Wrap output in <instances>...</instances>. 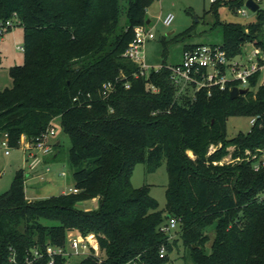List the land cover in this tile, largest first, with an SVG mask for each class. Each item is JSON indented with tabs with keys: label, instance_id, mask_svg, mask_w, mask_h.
<instances>
[{
	"label": "trees",
	"instance_id": "trees-1",
	"mask_svg": "<svg viewBox=\"0 0 264 264\" xmlns=\"http://www.w3.org/2000/svg\"><path fill=\"white\" fill-rule=\"evenodd\" d=\"M148 2L0 0V21L22 25L24 53L23 62L9 68L12 86L0 91V137L18 147L23 136L34 140L60 117L77 189L29 200L26 174L18 170L0 194V264H25L34 249L44 255L32 263L48 264L46 247L65 248L70 231L94 234L103 253L77 264H160L166 255L159 256V247L171 248V233L162 229L168 218L176 219L193 264H264V167L253 169V156L264 152L262 73L235 98L228 88L210 95L202 89L195 97L177 93L164 66L146 79L134 77L138 66L123 53L134 27L145 24ZM217 24L228 57L248 43L264 50V10L248 25ZM107 81L115 89L103 97ZM231 116L257 118L250 131L229 137ZM52 154H60L59 141ZM228 155L232 161L220 164ZM163 160L169 181L159 209L150 186L133 187L131 176L138 163L152 172ZM92 198L97 209L77 207ZM67 258L54 255L52 264H70Z\"/></svg>",
	"mask_w": 264,
	"mask_h": 264
},
{
	"label": "rangeland",
	"instance_id": "rangeland-1",
	"mask_svg": "<svg viewBox=\"0 0 264 264\" xmlns=\"http://www.w3.org/2000/svg\"><path fill=\"white\" fill-rule=\"evenodd\" d=\"M235 0H149L145 8V24L153 33L154 37L148 40L144 46V63L148 65V70L160 69L166 65H177L182 62V52L186 45L194 44H222L224 35L220 22H233L242 25L256 21V12L247 9L243 4L231 8L230 3ZM264 10V2L261 3ZM241 10H246L245 14ZM173 14L174 18L169 26H165L163 18L168 14ZM125 19L124 4L121 7V20ZM149 20V23L146 21ZM10 28L3 27L0 35V91L12 86V79L9 75V68L23 62V28L19 19L10 20ZM6 21H0V25H5ZM260 38L264 40V31ZM254 48L251 44H244L241 54H247ZM250 117L231 116L227 121V134L229 137L238 132H246L250 128ZM52 126L55 134L50 138L52 146L56 141L60 142V154L53 157V154L46 156V162H41L33 170L29 169L27 158L23 148L30 144V140L22 137L18 147H10L5 153L0 147V194L7 191L12 183L16 172L20 169L26 174L24 178V192L31 200L58 195L72 188L71 168L67 160V149L70 146L68 135L61 127V118L56 117ZM233 147H229L232 151ZM209 149V153L213 151ZM190 156H194L188 151ZM229 156L225 157V160ZM48 167V170H46ZM65 173L63 175L62 173ZM169 181L166 162L163 160L160 166L152 171L145 170V164L138 163L132 172L131 184L133 187L142 185L150 186V194L159 205V209L165 207V189ZM77 207L84 211H92L98 207V199L92 198L77 204ZM213 226L208 229V234L212 238L214 235ZM170 249L166 250V258L160 264H193L180 237L177 226L170 231ZM92 253L103 254L99 251L96 239H91ZM66 249L69 252L68 263L77 264L86 253L75 254L68 244ZM80 251V249H79ZM210 251V244L207 245Z\"/></svg>",
	"mask_w": 264,
	"mask_h": 264
},
{
	"label": "built area",
	"instance_id": "built-area-1",
	"mask_svg": "<svg viewBox=\"0 0 264 264\" xmlns=\"http://www.w3.org/2000/svg\"><path fill=\"white\" fill-rule=\"evenodd\" d=\"M215 1V0H212ZM244 0V5H245ZM258 4V10L261 9V3L264 0H253ZM246 7V6H245ZM249 9L248 7H246ZM250 10V9H249ZM257 10V11H258ZM242 14L246 13V10H241ZM173 14L168 13L163 18L165 26H169L173 21ZM11 21L7 20L5 25H0V35L3 33V27H10ZM154 37L153 33L147 28L146 24H139L134 27V34L132 41L126 47L123 55L134 62L138 66V70L134 73V77L148 78L150 71L148 65L144 63V46L145 43ZM23 49V47H20ZM170 71V80L177 89V93L188 92L192 97H195L196 93L200 90H205L208 95L211 94L213 89L225 90L231 89L233 86L238 88H248L247 83L249 78L256 72H261L262 76L260 82L264 81V50L254 47L247 54H238L234 57H228L225 49L221 44H194L184 47L182 52V62L177 65L164 66ZM156 69L155 71H158ZM129 83H125V87L128 88ZM147 87L156 91V88L147 83ZM115 89V84L112 81H107L102 84V95L107 97ZM256 116L250 117L249 123L251 130L256 121ZM53 124V123H52ZM50 124L44 132L37 136L34 140H30V144H27L23 148L27 155V158L31 159L28 163L29 169L33 170L38 164L44 162L43 158L52 154L53 146L50 143V138L54 136L55 129ZM0 147L4 149L5 153L9 152V144L7 135L3 134L0 137ZM215 150V147L211 145L209 147ZM213 150V151H214ZM211 151V152H213ZM229 156V155H228ZM256 158L253 162V169L259 170L264 167V152L260 155H254ZM230 156L225 160V157L219 162L220 164L231 162ZM48 170V167H46ZM64 175V173H62ZM76 192L77 189L69 188L66 192ZM176 227V219L168 218L165 224L162 225L164 231H171ZM94 234L90 233L86 236L76 231H70L67 234L66 244L75 254L79 252L89 254L92 250L90 240L94 239ZM96 239V238H95ZM97 241V240H96ZM80 249V251H79ZM166 247L161 245L159 247V256L164 257L166 255ZM46 254L49 257L48 264H52L54 255L69 256V252L66 247H46ZM44 255L43 252L38 249L31 251V258L27 259L25 264H33V260L39 259Z\"/></svg>",
	"mask_w": 264,
	"mask_h": 264
},
{
	"label": "water",
	"instance_id": "water-1",
	"mask_svg": "<svg viewBox=\"0 0 264 264\" xmlns=\"http://www.w3.org/2000/svg\"><path fill=\"white\" fill-rule=\"evenodd\" d=\"M245 6L248 7L251 11L256 12L258 10V4L255 3L253 0H246ZM15 21V19H13ZM146 23H149V20L146 21ZM248 91V88H238L237 86H233L230 89V96L232 98L237 97L239 94H244Z\"/></svg>",
	"mask_w": 264,
	"mask_h": 264
},
{
	"label": "crops",
	"instance_id": "crops-1",
	"mask_svg": "<svg viewBox=\"0 0 264 264\" xmlns=\"http://www.w3.org/2000/svg\"><path fill=\"white\" fill-rule=\"evenodd\" d=\"M46 158H47V157H44L43 160L45 161ZM45 162H46V161H45ZM27 198H28V197H27ZM28 199L31 200L30 198H28Z\"/></svg>",
	"mask_w": 264,
	"mask_h": 264
}]
</instances>
